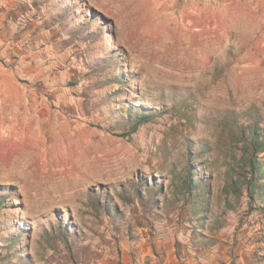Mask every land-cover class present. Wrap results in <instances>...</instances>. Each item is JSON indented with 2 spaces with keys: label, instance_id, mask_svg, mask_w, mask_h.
<instances>
[{
  "label": "rangeland",
  "instance_id": "374dc122",
  "mask_svg": "<svg viewBox=\"0 0 264 264\" xmlns=\"http://www.w3.org/2000/svg\"><path fill=\"white\" fill-rule=\"evenodd\" d=\"M262 129L264 0H0V264H264L262 204L224 191Z\"/></svg>",
  "mask_w": 264,
  "mask_h": 264
},
{
  "label": "trees",
  "instance_id": "16d2710c",
  "mask_svg": "<svg viewBox=\"0 0 264 264\" xmlns=\"http://www.w3.org/2000/svg\"><path fill=\"white\" fill-rule=\"evenodd\" d=\"M87 20L88 22L97 21L96 17L93 15L89 16ZM74 34L75 33L72 32L71 36L74 37ZM90 36L92 37L93 35ZM87 38L90 39L89 37ZM151 118L152 113H145L142 111L134 112L126 119L127 131L122 132L120 136L127 137L135 133L140 126L149 122ZM259 154H264V129H262L260 133L256 130L250 131L249 135L243 140L241 155L237 163L229 165L226 169L224 191L228 194L229 189L234 193L244 190L247 204L252 208L254 203L260 202L262 207L260 206L258 209L264 214V160L261 161L259 159ZM194 172L195 167L188 162L185 175L182 176L181 179L179 178L180 182L177 183L173 195L175 199L178 198L183 207L189 210L191 216L195 218L202 227L205 226L206 228L207 225L203 214H209L207 211V206L209 204L208 192L204 190L205 187H208L205 182L207 179L203 181L202 178L201 181V178H198ZM195 177L198 179H195ZM154 191L156 190L154 189ZM4 201L0 199V207ZM198 229L200 228H198L197 225L193 228V230ZM209 231L211 232V228ZM197 235L195 242L198 245H204L207 237H199V234ZM56 236L68 249V231L58 229Z\"/></svg>",
  "mask_w": 264,
  "mask_h": 264
}]
</instances>
